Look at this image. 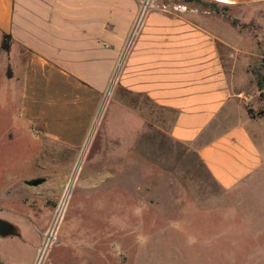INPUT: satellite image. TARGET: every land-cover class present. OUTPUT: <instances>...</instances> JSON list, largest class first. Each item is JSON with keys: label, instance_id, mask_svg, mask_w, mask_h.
I'll return each mask as SVG.
<instances>
[{"label": "rangeland", "instance_id": "374dc122", "mask_svg": "<svg viewBox=\"0 0 264 264\" xmlns=\"http://www.w3.org/2000/svg\"><path fill=\"white\" fill-rule=\"evenodd\" d=\"M156 3L208 13L231 36L223 64L239 74L244 111L264 115V8ZM116 94L80 151L30 132L15 102L0 107V220L11 226L0 264H264V172L222 191L169 138V114Z\"/></svg>", "mask_w": 264, "mask_h": 264}, {"label": "crops", "instance_id": "0c3cea01", "mask_svg": "<svg viewBox=\"0 0 264 264\" xmlns=\"http://www.w3.org/2000/svg\"><path fill=\"white\" fill-rule=\"evenodd\" d=\"M144 1L0 0V107L15 102L30 132L80 151L120 89L169 114V138L222 191L264 172V115L244 111L239 74L219 51L235 49L231 36L201 10ZM206 1L264 8V0Z\"/></svg>", "mask_w": 264, "mask_h": 264}, {"label": "water", "instance_id": "95a60500", "mask_svg": "<svg viewBox=\"0 0 264 264\" xmlns=\"http://www.w3.org/2000/svg\"><path fill=\"white\" fill-rule=\"evenodd\" d=\"M40 183H41V180H39V179H35V180H31V181L26 182V184L29 186H37ZM10 231H11V226L7 222L0 220V236L1 237L6 236L10 233Z\"/></svg>", "mask_w": 264, "mask_h": 264}, {"label": "trees", "instance_id": "16d2710c", "mask_svg": "<svg viewBox=\"0 0 264 264\" xmlns=\"http://www.w3.org/2000/svg\"><path fill=\"white\" fill-rule=\"evenodd\" d=\"M197 1H199V0H197ZM200 1H204V2H207L206 4L209 6V7H211V8H215L218 4L217 3H215V2H210V1H206V0H200ZM7 37H4L3 38V41H2V44H1V48H2V50H8V43H7V39H6ZM261 86V82H259L258 83V87H260ZM264 112V110L263 111H261V113H263Z\"/></svg>", "mask_w": 264, "mask_h": 264}, {"label": "bare ground", "instance_id": "6f19581e", "mask_svg": "<svg viewBox=\"0 0 264 264\" xmlns=\"http://www.w3.org/2000/svg\"><path fill=\"white\" fill-rule=\"evenodd\" d=\"M148 2H149V0H147L146 3H148ZM46 247H47V243H45V245H44V247H43V249H42V254H41V256H40V258H39V260H38V263L41 262V259H42V257H43V254H44L45 250H46Z\"/></svg>", "mask_w": 264, "mask_h": 264}, {"label": "built area", "instance_id": "2783aa9c", "mask_svg": "<svg viewBox=\"0 0 264 264\" xmlns=\"http://www.w3.org/2000/svg\"><path fill=\"white\" fill-rule=\"evenodd\" d=\"M147 2V0H145L144 1V3H143V8H145L146 7V5L149 3H146ZM136 28H137V23H135V25H134V28H133V31H132V35H134V33H135V31H136Z\"/></svg>", "mask_w": 264, "mask_h": 264}]
</instances>
